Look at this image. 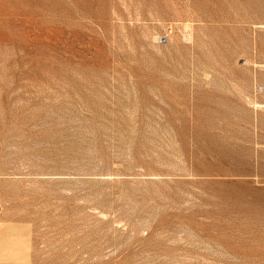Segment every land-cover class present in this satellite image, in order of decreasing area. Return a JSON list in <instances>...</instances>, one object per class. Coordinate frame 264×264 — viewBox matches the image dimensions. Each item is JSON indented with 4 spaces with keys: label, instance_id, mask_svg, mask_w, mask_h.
Masks as SVG:
<instances>
[{
    "label": "rangeland",
    "instance_id": "rangeland-1",
    "mask_svg": "<svg viewBox=\"0 0 264 264\" xmlns=\"http://www.w3.org/2000/svg\"><path fill=\"white\" fill-rule=\"evenodd\" d=\"M0 264H264V0H0Z\"/></svg>",
    "mask_w": 264,
    "mask_h": 264
}]
</instances>
